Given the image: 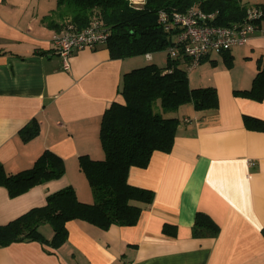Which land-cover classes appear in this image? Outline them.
Returning a JSON list of instances; mask_svg holds the SVG:
<instances>
[{"label": "crops", "instance_id": "1", "mask_svg": "<svg viewBox=\"0 0 264 264\" xmlns=\"http://www.w3.org/2000/svg\"><path fill=\"white\" fill-rule=\"evenodd\" d=\"M56 5L57 0H0V161L18 171L49 149L65 164L63 176L16 196L0 185V224L43 205L48 193L66 185L91 202L78 156H103L100 119L113 101H123V73L148 62L166 64L165 50L143 59L115 58L104 44L70 52L64 67L53 44L58 31L42 21ZM223 52L211 50L188 67L190 85L215 87L218 106L197 110L186 103L166 112L179 119L171 150H154L146 166L129 168L130 184L154 191L135 224L103 229L70 219L60 246L14 241L0 246V264H264V130L246 127L243 119L246 114L264 120V98L235 93L251 86L258 59H264V21L245 44L228 50L230 65ZM32 118L39 132L24 140L21 132ZM198 211L219 225L216 236H194ZM40 230L48 239L53 235L47 223Z\"/></svg>", "mask_w": 264, "mask_h": 264}, {"label": "trees", "instance_id": "2", "mask_svg": "<svg viewBox=\"0 0 264 264\" xmlns=\"http://www.w3.org/2000/svg\"><path fill=\"white\" fill-rule=\"evenodd\" d=\"M192 4L206 12L216 11L211 20L215 24L242 21L248 6L240 0H143L140 5H133L130 0H57L52 13L42 17V21L56 31L67 24L81 29L93 18H99L106 27L105 45L112 57L125 58L165 50L166 64L160 66L148 62L123 73L119 87L123 101H113L100 119L99 140L103 156H78L79 168L89 183L93 200H80L72 185L52 191L46 195L43 205L31 207L0 224V246L33 239L56 248L67 239L66 222L75 218L103 229L112 224L133 225L138 221L142 208L153 201L154 191L130 184L128 171L133 165L146 166L154 150H171L179 119L166 112L186 103H192L197 110L218 106L215 87L190 85L189 58L181 52L172 57L167 50L176 30H166L159 21L160 10L183 12ZM254 5H261L264 10V2ZM262 21L264 14L254 20L258 27ZM227 52H223L224 60L230 65L231 55ZM235 93L258 101L264 98V59H258L251 86L235 90ZM243 119L246 127L264 130L263 119L246 114ZM38 132V120L32 118L21 134L28 140ZM64 173V160L49 149H45L30 167L18 171L6 170L0 161V185L7 188L10 196L24 193L34 185L59 178ZM45 223L53 230L50 239L40 230ZM167 226L164 231H168ZM218 232L219 225L208 214L196 212L194 236L214 237Z\"/></svg>", "mask_w": 264, "mask_h": 264}, {"label": "built area", "instance_id": "3", "mask_svg": "<svg viewBox=\"0 0 264 264\" xmlns=\"http://www.w3.org/2000/svg\"><path fill=\"white\" fill-rule=\"evenodd\" d=\"M130 2L133 5H140L143 0H130ZM263 14L261 5H248L242 21L215 24L211 20L215 18L216 11L206 12L192 4L183 12L160 10L159 21L166 30H176L172 35L173 43L167 48L170 56L175 57L181 52L189 58L188 67H193L211 50L226 51L232 46L245 44L258 28L254 20L262 17ZM107 34L103 21L93 18L81 29L67 24L53 35V44L64 57V67H68L66 57L70 52L83 47L104 45Z\"/></svg>", "mask_w": 264, "mask_h": 264}, {"label": "rangeland", "instance_id": "4", "mask_svg": "<svg viewBox=\"0 0 264 264\" xmlns=\"http://www.w3.org/2000/svg\"><path fill=\"white\" fill-rule=\"evenodd\" d=\"M144 54H139V55H137L140 59H143L142 57H144L143 56Z\"/></svg>", "mask_w": 264, "mask_h": 264}]
</instances>
